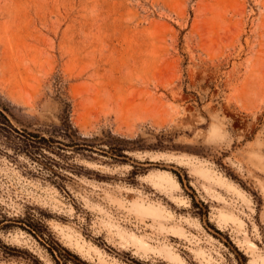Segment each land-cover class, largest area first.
Segmentation results:
<instances>
[{
  "label": "rangeland",
  "instance_id": "obj_1",
  "mask_svg": "<svg viewBox=\"0 0 264 264\" xmlns=\"http://www.w3.org/2000/svg\"><path fill=\"white\" fill-rule=\"evenodd\" d=\"M0 108V264H264V0H0Z\"/></svg>",
  "mask_w": 264,
  "mask_h": 264
},
{
  "label": "trees",
  "instance_id": "obj_2",
  "mask_svg": "<svg viewBox=\"0 0 264 264\" xmlns=\"http://www.w3.org/2000/svg\"><path fill=\"white\" fill-rule=\"evenodd\" d=\"M6 125H11L10 121L7 117V115L4 113V111L0 108V131H2ZM45 145H43L40 141H39V145L36 146V149L34 150V153L32 155V158H34L35 160H39L41 155H45L42 151H41V147H43ZM31 226V225H30ZM30 229L35 233V231L30 227Z\"/></svg>",
  "mask_w": 264,
  "mask_h": 264
},
{
  "label": "bare ground",
  "instance_id": "obj_3",
  "mask_svg": "<svg viewBox=\"0 0 264 264\" xmlns=\"http://www.w3.org/2000/svg\"><path fill=\"white\" fill-rule=\"evenodd\" d=\"M133 237H135V239H137V241H139L141 244L143 245H147V242L142 238L140 237L139 235L137 234H131ZM151 247V246H150Z\"/></svg>",
  "mask_w": 264,
  "mask_h": 264
}]
</instances>
